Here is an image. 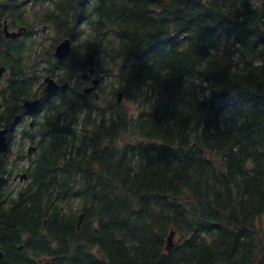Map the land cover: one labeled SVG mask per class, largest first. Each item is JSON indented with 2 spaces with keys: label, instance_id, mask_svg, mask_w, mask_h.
<instances>
[{
  "label": "trees",
  "instance_id": "obj_1",
  "mask_svg": "<svg viewBox=\"0 0 264 264\" xmlns=\"http://www.w3.org/2000/svg\"><path fill=\"white\" fill-rule=\"evenodd\" d=\"M5 18L26 31L0 40V127L27 117L37 148L0 152V264H264V0H0Z\"/></svg>",
  "mask_w": 264,
  "mask_h": 264
},
{
  "label": "water",
  "instance_id": "obj_2",
  "mask_svg": "<svg viewBox=\"0 0 264 264\" xmlns=\"http://www.w3.org/2000/svg\"><path fill=\"white\" fill-rule=\"evenodd\" d=\"M25 30V27H21L16 31H10L7 28V25L4 21V25H3V34L6 38H18L19 36L22 35L23 31ZM70 39L69 38H63L61 39L54 47V51H53V55L57 58V59H63L69 52L70 50ZM5 67L4 66H0V76L2 74V72H4ZM92 72V70L90 71ZM43 82L45 83V87H46V91L50 92V91H54L59 87V84L55 81L54 78L50 77V76H46L43 79ZM99 82V79L95 78L92 80V86L85 89V92H91L95 89L97 83ZM61 86L65 87L66 83H63ZM95 96L97 97V95L95 94ZM120 99V94L118 95V100ZM41 98H35L32 100H25L23 103V106L25 107L26 110H34L38 104L40 103ZM6 132H7V128H0V151H4L6 148ZM173 231H170V234L167 237V250H170V248L172 247V238H173ZM0 257H2V254L0 252Z\"/></svg>",
  "mask_w": 264,
  "mask_h": 264
},
{
  "label": "rangeland",
  "instance_id": "obj_3",
  "mask_svg": "<svg viewBox=\"0 0 264 264\" xmlns=\"http://www.w3.org/2000/svg\"><path fill=\"white\" fill-rule=\"evenodd\" d=\"M48 35H49V31L44 30L43 33H42V36H43L42 37V44H43V46H42L41 50L43 49V47L44 48L47 47L45 45H48L49 42H50V39H47ZM39 55L41 56L42 52H39ZM8 146L10 148V158L12 159V157L18 151V149H23V148L26 149L27 147L32 146V144L30 145V144H28L26 142V140L20 139V136L18 135V132L15 131L14 132V138L11 137V140L9 141V145ZM21 163L22 162H19V164L18 163H14L15 165H13V163H12V166L14 167L15 173H18V174L22 173L18 169ZM23 181H25L24 178H22L21 180H20V178L19 179L17 178L16 181L14 182V184L15 185H19ZM260 225H261L262 229L264 230V218L261 219Z\"/></svg>",
  "mask_w": 264,
  "mask_h": 264
},
{
  "label": "flooded vegetation",
  "instance_id": "obj_4",
  "mask_svg": "<svg viewBox=\"0 0 264 264\" xmlns=\"http://www.w3.org/2000/svg\"><path fill=\"white\" fill-rule=\"evenodd\" d=\"M48 264V263H47Z\"/></svg>",
  "mask_w": 264,
  "mask_h": 264
}]
</instances>
